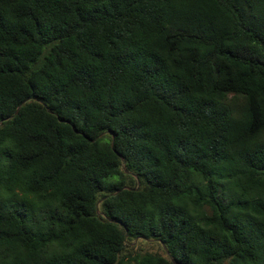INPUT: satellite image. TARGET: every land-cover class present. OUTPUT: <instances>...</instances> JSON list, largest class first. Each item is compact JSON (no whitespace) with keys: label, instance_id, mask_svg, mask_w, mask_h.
<instances>
[{"label":"trees","instance_id":"trees-1","mask_svg":"<svg viewBox=\"0 0 264 264\" xmlns=\"http://www.w3.org/2000/svg\"><path fill=\"white\" fill-rule=\"evenodd\" d=\"M0 264H264V0H0Z\"/></svg>","mask_w":264,"mask_h":264},{"label":"rangeland","instance_id":"rangeland-1","mask_svg":"<svg viewBox=\"0 0 264 264\" xmlns=\"http://www.w3.org/2000/svg\"><path fill=\"white\" fill-rule=\"evenodd\" d=\"M128 243L129 245L127 249L132 252L136 250L139 251L150 250V251L162 252L160 244L155 240L136 238L129 241Z\"/></svg>","mask_w":264,"mask_h":264},{"label":"water","instance_id":"water-1","mask_svg":"<svg viewBox=\"0 0 264 264\" xmlns=\"http://www.w3.org/2000/svg\"><path fill=\"white\" fill-rule=\"evenodd\" d=\"M17 111V109L15 110V112ZM121 163H122V167H123V169H124V159L122 158L121 159ZM125 170V169H124ZM126 171V170H125ZM99 202V201H98Z\"/></svg>","mask_w":264,"mask_h":264}]
</instances>
